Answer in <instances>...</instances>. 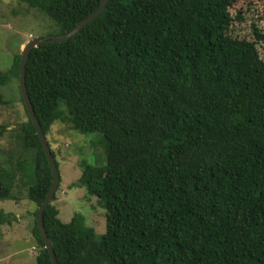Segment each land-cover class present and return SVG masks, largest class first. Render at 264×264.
<instances>
[{"label":"trees","instance_id":"trees-1","mask_svg":"<svg viewBox=\"0 0 264 264\" xmlns=\"http://www.w3.org/2000/svg\"><path fill=\"white\" fill-rule=\"evenodd\" d=\"M15 1L47 16L56 36L100 5ZM235 2L107 0L71 38L31 50L25 85L45 137L65 122L99 133L105 155L102 166L80 161L67 186L97 199L102 235L81 214L58 218L59 174L42 214L57 264H264V59L254 42L229 34L242 21ZM253 36L264 42V29ZM19 62L20 54L0 72V86ZM21 130L33 152L27 197L38 209L52 172L29 119ZM18 162L0 164V201L23 180ZM33 214L35 263L52 264ZM19 220L0 211V229Z\"/></svg>","mask_w":264,"mask_h":264},{"label":"rangeland","instance_id":"rangeland-1","mask_svg":"<svg viewBox=\"0 0 264 264\" xmlns=\"http://www.w3.org/2000/svg\"><path fill=\"white\" fill-rule=\"evenodd\" d=\"M238 11L242 21L234 18L229 34L254 42L260 58L264 59V42L255 41L253 36L256 29H264V1L236 0L231 7L233 17ZM57 33L54 23L36 9L15 0H0V72L6 73L11 69L14 56L21 54L29 41ZM18 78L10 71L6 85L0 86V125L6 129L0 140V164L6 171L10 165L17 167L18 161H22L25 174L21 182L18 177L13 182L12 200L0 201V211L12 213L20 219L18 223L4 225L0 229V264H36L37 254L30 233L37 208L27 197L28 180L33 173V152L24 148L22 143V124L29 118ZM46 139L56 153L61 177L57 191L58 218L68 223L74 214H81L86 218V224L93 226L98 236L102 235L105 217L97 199L87 196L83 188H67L80 177V161L85 160L95 167L105 164L101 135L80 134L73 131L68 123L58 121L52 125Z\"/></svg>","mask_w":264,"mask_h":264},{"label":"water","instance_id":"water-1","mask_svg":"<svg viewBox=\"0 0 264 264\" xmlns=\"http://www.w3.org/2000/svg\"><path fill=\"white\" fill-rule=\"evenodd\" d=\"M107 4V0H100V5L99 7L90 15H88L87 17H85L83 20H81L70 32L68 33H64L58 36H48L45 38H36L33 39L31 41H29L24 49L22 50L21 54H20V62H19V68H18V79H19V90L21 93V97L25 106V110L29 116L30 121L33 124V127L35 129V132L39 138V141L41 143V146L43 148V151L46 155L49 167L51 169L52 172V183L50 186L49 191L47 192V195L44 199V201L42 202V204L38 207L37 211H36V223H37V227L40 233V236L43 240L44 243V247L48 252L50 261L52 264H57L56 259L54 257V253H53V249L51 246V243L45 233L44 227H43V223H42V214L44 209L48 206V204L51 202L55 191L58 187L59 184V173L58 170L56 168L55 165V160L51 154V151L49 149L48 146V142L47 139L44 135V133L41 130V127L39 125V122L36 118L34 109L32 107V104L30 102V99L28 97L27 91H26V85H25V67H26V62L29 56V53L31 52V50L33 48H35L38 44L41 43H51L53 41H64L67 40L69 38H71L72 36H74L83 26L87 25L88 23H90L93 19H95L98 15H100V13L104 10L105 6Z\"/></svg>","mask_w":264,"mask_h":264},{"label":"clouds","instance_id":"clouds-1","mask_svg":"<svg viewBox=\"0 0 264 264\" xmlns=\"http://www.w3.org/2000/svg\"><path fill=\"white\" fill-rule=\"evenodd\" d=\"M28 115V114H27ZM28 118H29V116H28ZM30 120V119H29ZM50 149V148H49Z\"/></svg>","mask_w":264,"mask_h":264}]
</instances>
